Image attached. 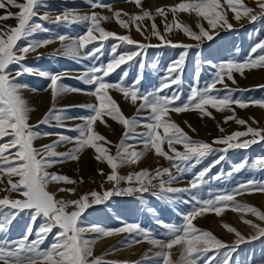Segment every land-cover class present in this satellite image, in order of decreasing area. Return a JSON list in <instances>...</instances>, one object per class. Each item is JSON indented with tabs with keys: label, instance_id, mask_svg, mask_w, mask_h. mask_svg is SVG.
Segmentation results:
<instances>
[{
	"label": "snow or ice",
	"instance_id": "snow-or-ice-1",
	"mask_svg": "<svg viewBox=\"0 0 264 264\" xmlns=\"http://www.w3.org/2000/svg\"><path fill=\"white\" fill-rule=\"evenodd\" d=\"M127 2L133 3L140 11L131 14L123 10H114L111 5L103 3V0H86L90 14L81 15L76 10L66 9L62 14L52 19L47 14H40L39 9L44 6L42 0H0V9L5 10L4 14L0 15V21L8 19L16 21L15 26L0 24V140L7 138L3 143H0V186H2L0 192L8 193L0 197V264H103L100 258L89 259L92 257L94 241L85 238L84 234L88 232L95 233L97 239L117 233L135 234L141 239L132 242L140 243L146 240L152 246L160 249L156 253L158 258L156 264H213L218 255H222L223 259L217 261L216 264H230L232 253L242 243L264 237V227L244 220L243 222L254 230V234L245 237L235 228L225 225L227 231L234 233L236 237L234 244L230 245L218 239L211 232L201 230L193 223V220L200 216L204 210H211L216 215H220L223 207L241 209L264 221V212L255 207L229 203L233 202L238 194L253 191L264 192V181L255 179L243 181L233 190L220 193L207 200L194 197L195 206L190 212L181 214L182 221L179 224L157 221L166 229L163 233L167 237L166 241L156 238L150 229L143 228L139 224H124L119 228L108 229L100 225L87 224L82 219L86 209L103 204L114 196H133L139 193L140 198L143 199L144 194L150 193L162 200L170 201L172 197L168 194L190 192L208 182L207 174L213 167L225 160L224 155L219 156L207 168L196 173L189 182L190 188L182 189L172 186L173 182L179 181L184 172L195 167L213 151L227 153L231 149L246 150L254 144L264 142V128H253L246 120L235 116V108L244 109L250 105L264 108V100L234 98L236 91L248 90L233 89L228 84L229 81L233 85L236 84L233 73L243 75L245 69H264V40L253 45L243 60L229 59L218 64L207 61L208 66L213 69L211 81L203 89L198 86L191 87L186 99L182 100L181 94L175 89L171 94L165 92L173 85L179 86L183 83L184 67L190 49L199 47V43L204 39L212 41L214 34L219 35V32L216 31L218 28L232 29L233 26L229 22L225 9L233 12V19L237 22L247 19L254 23L258 19H264V2L257 0L260 14H256L253 8L245 5L243 0H181L167 8L159 7L154 12L144 9L142 0H127ZM13 8L18 11L12 12L10 9ZM96 9H106L112 15L105 16L102 12L95 11ZM169 12L173 17L172 22L168 21ZM178 13L195 14L196 17L207 22L208 29H205L202 24H198L199 32L193 31L187 24L179 22ZM157 16L163 19L164 33H161L155 23ZM34 18L50 20L54 24H85L87 29L84 34L78 37L60 34L39 41H28L18 47L19 41L28 40L34 33L48 31L42 24L34 22ZM113 19L119 27L128 32L135 27V30L142 35L147 33L146 39L151 40L152 37H155L159 43H140L132 39L130 34L120 35L107 31L101 26L102 22ZM146 20L152 21L150 26L143 23ZM173 29H179L185 36L198 43L191 45L173 42L168 38V33ZM55 40H59L62 45L58 51H64L74 59L89 60L99 59L98 54L102 53L105 41L113 40L116 43L111 47L110 60L106 64L94 65L76 77L92 86V90L88 94L95 97L97 101L96 104L86 106L91 111L90 115L83 118L67 117V119H83V124L78 125L75 129L78 135L70 137L62 133L57 134L58 142L45 145L38 150L33 146V141L42 134L34 131L38 125L29 124L31 109L21 94V89L28 86L19 82L20 77L25 74H38L46 77L50 81L54 100L61 93L83 92V89L65 87L60 84L59 81L62 78L60 74L33 73L31 68L22 63L30 52L47 46ZM65 41L70 42L65 44ZM90 44L94 46L88 48ZM121 44L132 47L118 52ZM153 47L182 49L178 58L164 70L165 74L160 77L157 87L151 90H141L142 75H138L130 84H125L124 80L128 76L127 71H124L116 82L106 79L122 65H130L131 62L136 61L137 57L141 58L137 63L138 68L142 71L146 67L144 63L146 50ZM201 64L202 61L197 58L194 73V79L197 81L201 74ZM13 65L19 67L13 69ZM218 84L223 86L222 89L217 88ZM260 87H264V85ZM109 90L118 91L133 104L140 101L137 105V115L132 118L126 117L109 95ZM161 93L165 94L161 95ZM209 109H215L217 112H231L232 115L226 116L224 122L235 120L244 130L219 137L213 141V144H209L192 139L171 120L170 116V113L173 112L197 111L203 116L211 117L212 113ZM141 111L149 113L143 120L139 116ZM104 117H110L125 129L122 140L116 146L115 154H112L110 148L97 143L98 141H103L104 145L111 143L94 129L97 121L104 123ZM53 118L58 122L62 120V116H53V111L50 110L39 123L48 124ZM253 122L256 121L253 120ZM141 124L146 131L135 133L136 127ZM193 131L195 130L193 129ZM220 131L223 132V129L221 128ZM43 135H53V133H44ZM127 140L142 144L144 150H154L157 156L170 161L180 176L168 168L157 169L154 173L145 169L121 176L118 170L122 165L137 163L144 155L143 151L135 150V145L127 144ZM73 141L76 147L71 151L66 153L55 151L58 143ZM165 144L167 151L162 147ZM177 145L182 146L183 150H178ZM213 145H223L224 147L215 149ZM85 148L94 149L98 154L96 159L109 166L110 174H105L103 170L99 174L105 176L106 182L113 185L112 188L105 189L102 193L90 191L75 200L57 199L56 195L48 190L49 183L76 184L77 181L67 176L50 173L47 169L67 159L77 160L79 153ZM249 166L264 171V156L255 157L250 161L242 160L233 166V171L227 174L217 173L210 179L219 180L222 175L231 176L233 172H239ZM164 176L168 178L165 180ZM4 177L7 178L6 182ZM13 177L18 179L13 180ZM154 180L159 181L158 185L153 184ZM80 182H83V178ZM122 183L127 184L128 187H120ZM157 188L159 191H156ZM59 191L75 194L76 189L60 188ZM12 193L16 194L15 198ZM22 214L29 217L24 234L15 240L8 239L7 233ZM49 235L52 236V242L48 247L42 248L41 245ZM174 246H180L182 249L179 261L175 262L170 260L168 251ZM220 249L225 251L221 254ZM209 253L212 254L208 255Z\"/></svg>",
	"mask_w": 264,
	"mask_h": 264
},
{
	"label": "rangeland",
	"instance_id": "rangeland-1",
	"mask_svg": "<svg viewBox=\"0 0 264 264\" xmlns=\"http://www.w3.org/2000/svg\"><path fill=\"white\" fill-rule=\"evenodd\" d=\"M181 0H142L143 8L150 11H155L159 7H170ZM251 2V3H250ZM103 3L111 5L114 10H123L124 12L136 14L140 11L135 5L127 0H103ZM245 5L255 10L256 14H260L257 0H243ZM44 5L39 9L41 15L47 14L50 18L54 19L55 16L62 14L66 9L76 10L79 14H90L89 5L86 0H42ZM12 12L18 11L17 9H10ZM229 22L232 24V29L218 28L216 31L219 35L214 34V39L208 41L204 39L199 43V47H194L189 50L188 57L186 58V64L183 72V83L179 86L173 85L171 89H166L167 94H171L173 89L177 90L181 94V99L187 98L191 87L198 86L203 89L212 79V72L207 61L213 63H220L229 59L243 60L249 53L253 45L261 40H264V19H258L256 22H249L247 19H241L237 22L233 19V12L225 9ZM97 12H102L105 16H111L112 13L106 9H96ZM4 9H0V15H3ZM179 22L187 24L193 31L199 32L198 24H202L205 29H208L207 22L195 16V14L178 13ZM126 19V17H124ZM173 17L169 12L168 21L172 22ZM34 22L40 23L48 31H40L34 33L28 40H21L18 42V47L26 44L28 41H39L45 38L56 37L60 34H66L69 37H78L86 32L87 26L85 24H54L50 20H40L34 18ZM145 25L152 23L150 20L143 22ZM155 23L158 25L161 33H164V22L159 16L156 17ZM2 25L15 26L16 21L14 19H8L0 21ZM102 27L107 31H111L120 35L130 34L131 38L139 41L140 43L157 44L159 41L152 37L151 40L146 39L147 33L142 35L135 30V27L130 32L119 27L115 20H109L102 22ZM98 35V34H97ZM168 38L173 42H179L183 44L196 45L198 42L185 36L179 29H173L168 33ZM70 41H65L67 44ZM116 43L113 40L104 42V49L101 54H98V60L89 59H74L70 54L64 51H58L62 45L59 40H55L53 43L38 48L36 51L30 52L25 61L22 63L28 68L33 70V73L46 72L50 74H60V84L65 87L83 89V92L73 93L65 92L61 93L54 100L50 88V81L46 77H42L38 74L28 75L25 74L20 77L19 82L26 84L28 87L21 89L29 95L30 92L37 97L31 100V97H24L26 104L31 109V112H35L40 107H47V113L50 110L53 111V116H62L61 121H57L54 118L50 123H39L42 118L38 113V118H34L33 121H29L30 125H38L34 128V131L41 133L38 140L41 141V145L35 147L36 149H42L45 145L53 144V142L59 141L57 134H64L70 137H75L78 133L75 131L78 125L83 124V119H67V117H86L91 114L90 109L86 106L90 104H96L95 97L88 93L92 90V86L84 83L82 80L76 77L82 75L87 69L100 63L106 64L110 60V53L112 45ZM94 45H88V48H92ZM130 45L121 44L118 48V52H123ZM182 49L171 47H159L148 48L144 56V63L146 67L141 71L138 68V63L141 58L137 57L136 61L131 64L122 65L106 79L110 82H116L120 79L124 71L128 72L127 78L124 80L125 84H130L137 78L138 75L143 76L142 83L140 85L141 90H151L159 85L160 77L165 73L164 70L167 66L176 58H178ZM198 54V55H197ZM199 58L202 61L201 74L199 80L194 79L195 73V60ZM13 69L19 67L17 65L12 66ZM256 69H245L244 74L233 73L236 80V84H231L229 81V87L233 89H247L248 91H236L235 97H243L245 99L251 98L252 100L260 101L264 100V89L257 86H248L252 84H259L261 82L260 75H263L264 71ZM254 73V74H253ZM261 73V74H260ZM258 74V75H257ZM260 74V75H259ZM264 77V76H263ZM262 77V78H263ZM259 79V80H258ZM258 82V83H257ZM222 85L218 84L217 88L222 89ZM252 87V88H251ZM256 87V88H254ZM165 93H161L163 95ZM223 94V93H221ZM50 99H46L42 96H47ZM109 95L115 100L121 109L122 113L132 118L137 115V104H133L130 100H126L121 93L115 90H109ZM40 98V99H39ZM31 100V102H30ZM53 103L51 104V102ZM50 103V107L48 106ZM34 103V104H33ZM212 116H203L197 111H186L183 113H170L171 120L174 121L180 128H182L192 139L213 144V141L219 137L232 134L236 131H243L244 128L238 125L235 120H230L227 123L224 122L225 117L232 115L231 112L222 111L217 112L215 109H209ZM149 113L147 111H141L139 116L143 120ZM235 116L239 119H244L253 128H264V108H260L255 105H250L247 108H235ZM104 123L97 121L94 125V129L97 133L104 136L107 141L111 143L104 145L103 141L97 143L101 146L110 148L112 154L116 153V146L123 138L125 129L117 121L112 120L110 117L103 118ZM255 120L256 122H253ZM68 122H71V126H68ZM147 122V121H143ZM191 125V127H189ZM223 129V132L220 129ZM193 129L195 131H193ZM121 132V134L119 133ZM146 129L142 124L135 129V133H143ZM44 133H53V135H43ZM119 133V134H118ZM117 138L115 139L114 137ZM244 139V138H242ZM7 140V138H4ZM4 140H0L3 143ZM127 144L135 145V150L143 151L144 155L139 159L137 163L124 164L118 172L121 176H127L134 172L141 170H149L155 172L157 169H170L174 174L175 168L172 167L170 161L164 157L157 156L154 150H144L142 144H137L136 141L127 140ZM35 142L33 141V145ZM39 147V148H38ZM76 147L75 142H60L57 144L55 151L58 153H66ZM167 151V145L162 146ZM215 149L224 147L223 145H213ZM178 150H183L182 146L177 145ZM171 154V153H169ZM98 154L92 148H85L79 153L77 160L67 159L62 163H57L53 167L48 168V172L56 173L63 176H67L77 181L76 184H63V183H49L48 190L54 193L57 199L75 200L80 195L88 193L90 191L103 192L105 189H111L112 184L106 182L105 176L100 175V171L103 170L105 174H110L111 169L106 163L100 162L96 159ZM224 155L226 158L220 164H217L207 174V183L202 186H198L196 189H192L190 192H181L175 194H168L172 197V200H162L158 196L151 195L150 193L144 194L143 199L140 198V194L137 193L133 196H114L107 202L94 205L91 208L86 209L82 219L87 224L100 225L108 229L119 228L124 224H139L141 227L150 229L151 233L159 239L167 240V237L163 235L166 229L157 221H163L164 223L179 224L182 221V213L190 212L195 206V198L201 200H207L215 197L216 195L233 190L236 185L243 181L255 179L257 181H264V171L246 167L239 172H233L231 176L222 175L219 180L210 179L217 173L227 174L233 171V166L242 160H251L255 157L264 156V142L254 144L248 149H231L227 153H221L218 150L213 151L208 156L203 158L195 167L189 168L186 172L180 176L178 182H173L172 186L177 188H190V181L194 175L200 170L207 168L214 160L219 156ZM39 158V157H38ZM95 166V167H94ZM94 169V171H93ZM93 172V173H92ZM83 178V182L81 181ZM164 176L163 179H167ZM18 179L13 177V180ZM6 182L7 178L4 177ZM159 181L154 180L153 184L158 185ZM2 187V186H0ZM120 187H128L127 184L122 183ZM60 188L71 189L75 188V194L70 192H61ZM156 191H159L157 188ZM6 192H0V197L7 195ZM13 198L16 194L12 193ZM230 204H242L249 207H255L257 210L264 212V192L253 191L243 194H238L233 202ZM249 220L252 223L264 227V221L259 220L251 213L245 212L241 209H234L232 207H223L221 214L216 215L214 211L204 210L202 214L193 220L196 227L204 231H209L215 235L218 239L226 244H234L236 237L234 233H229L225 225L231 226L239 231L245 237H249L254 234V230L243 221ZM29 223V217L26 214H22L21 217L13 223L11 229L7 233V238L15 240L24 234L26 226ZM85 238L93 240L92 244V257L89 259L100 258L103 264H156V253L160 251L159 248L152 246L146 240L140 243H134V240H140L139 236L129 233H117L108 237H102L97 239L95 233H85ZM52 242V236L44 241L41 245L42 248H46ZM101 243L98 249H95V245ZM129 248L131 251L129 252ZM170 253V260L175 262L179 261L182 249L180 246H174L168 250ZM225 250L220 249L222 254ZM209 253L208 255H211ZM147 257V259H146ZM222 255L216 257L217 261L222 260ZM230 264H264V237L248 242L242 243L239 248L232 253Z\"/></svg>",
	"mask_w": 264,
	"mask_h": 264
},
{
	"label": "bare ground",
	"instance_id": "bare-ground-1",
	"mask_svg": "<svg viewBox=\"0 0 264 264\" xmlns=\"http://www.w3.org/2000/svg\"><path fill=\"white\" fill-rule=\"evenodd\" d=\"M256 1V0H255ZM261 2H264V0H261ZM251 3V2H250ZM245 4V3H244ZM258 4V3H257ZM248 6V5H247ZM259 8V7H258ZM230 19V18H229ZM261 71H264V69H260ZM254 74V73H253ZM261 74V73H260ZM259 74V75H260ZM258 75V74H257ZM260 76H264V73H263V75H260ZM261 77V82H259V84H257V85H255V84H250V85H248V86H257L258 88H261V89H264V87H260V86H262V85H264V77L262 78ZM259 80V79H258ZM258 83V82H257ZM252 88V87H251ZM254 88H256V87H254ZM21 94H22V96H24V97H31V100H34V98H36L37 99V97H35L31 92H30V94L29 95H26V93L24 92V91H22L21 90ZM264 95V94H263ZM49 96V95H48ZM42 97H45L46 99H50V96H49V98L47 97V96H42ZM40 99V98H39ZM31 100H30V102H31ZM49 103V102H48ZM53 103V101L51 102V104ZM34 104V103H33ZM49 107H50V103H49V105H48ZM47 107L45 108L44 106L43 107H40L39 109H37L35 112H31V116H29V121H30V123H31V121H33L34 120V118H38V113H40L41 114V116H40V118H44L48 113H47ZM29 115H30V113H29ZM71 126V122H68V126ZM119 133L121 134V132L119 131ZM118 133V134H119ZM115 139L117 138V136L116 137H114ZM34 142H35V144L33 145L34 147H37V146H39V145H41V141L40 140H38V138L37 139H35L34 140ZM39 148V147H38ZM95 167V166H94ZM93 171H94V169H93ZM93 173V172H92ZM101 245V243H97V245H95L94 247H95V249L97 250L98 249V247ZM132 249V248H131ZM131 249L129 248V252L131 251Z\"/></svg>",
	"mask_w": 264,
	"mask_h": 264
}]
</instances>
